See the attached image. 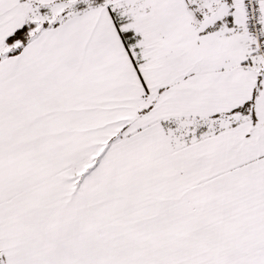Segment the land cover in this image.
Instances as JSON below:
<instances>
[{
  "label": "snow or ice",
  "instance_id": "obj_1",
  "mask_svg": "<svg viewBox=\"0 0 264 264\" xmlns=\"http://www.w3.org/2000/svg\"><path fill=\"white\" fill-rule=\"evenodd\" d=\"M0 264H264V0H0Z\"/></svg>",
  "mask_w": 264,
  "mask_h": 264
}]
</instances>
